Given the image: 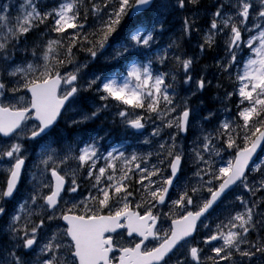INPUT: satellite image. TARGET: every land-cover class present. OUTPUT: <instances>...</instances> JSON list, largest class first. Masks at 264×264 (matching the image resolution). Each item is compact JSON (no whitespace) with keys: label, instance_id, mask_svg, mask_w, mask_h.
<instances>
[{"label":"snow or ice","instance_id":"1","mask_svg":"<svg viewBox=\"0 0 264 264\" xmlns=\"http://www.w3.org/2000/svg\"><path fill=\"white\" fill-rule=\"evenodd\" d=\"M199 5L0 0V264H264V0Z\"/></svg>","mask_w":264,"mask_h":264},{"label":"rangeland","instance_id":"2","mask_svg":"<svg viewBox=\"0 0 264 264\" xmlns=\"http://www.w3.org/2000/svg\"><path fill=\"white\" fill-rule=\"evenodd\" d=\"M214 1V0H213ZM158 3H163L164 0H157ZM205 19L203 20L205 23V30L207 29L209 22H210V16L208 15H204ZM165 19H166V23H165V34L164 36L161 38V42L164 44H167L169 41V38H177L176 37V32L180 33V30H177L176 26L174 25V23L179 22L180 20L178 18H176V15H171L170 18H168V14L165 13ZM179 26H181L182 24H177ZM193 34V33H192ZM221 47L223 46V42L221 40ZM196 52H198L196 55L199 56V49H196ZM222 55V53H221ZM201 58V57H200ZM200 58L198 59V61L200 60ZM198 63V62H197ZM216 67H212V66H208V67H203L201 68L202 71L206 70V74L207 76H210L213 78L214 73L216 74L215 76L218 77L219 74L217 72ZM197 72H200V69L196 68ZM212 80V86L211 88L206 91L201 97H192L193 100V106H199V107H213V108H220V101L217 99V95L219 93V95H223V92L225 91V88H227L228 90H231L232 84L231 82L227 79V77H219V82L223 83L224 87L223 88H216V84H217V80L215 79H211ZM205 95L206 98H208V101L205 100ZM196 100V101H195ZM201 104V105H200ZM233 111H235V108L233 106ZM87 125L89 126V129H98L100 130V134L103 135L105 130H109L111 129L114 133L118 130L116 129H112V125H111V116H107V118H105V115H102L100 119L96 120L95 122H89ZM86 125V126H87ZM61 127H63V123L61 124ZM88 128V127H87ZM70 131V130H69ZM194 139V136H190L189 140H188V144L189 146L191 145V140ZM4 173L0 172V180L4 179ZM82 190H83V186H82ZM167 210V209H165Z\"/></svg>","mask_w":264,"mask_h":264},{"label":"trees","instance_id":"3","mask_svg":"<svg viewBox=\"0 0 264 264\" xmlns=\"http://www.w3.org/2000/svg\"><path fill=\"white\" fill-rule=\"evenodd\" d=\"M214 3L213 0H200V5H199V13H198V19H197V24L199 25L200 29L203 31L205 30L206 26H205V23H204V19H205V14H206V10L209 9L211 7V5ZM196 6L195 5H189V8H195ZM171 15H168V18H170ZM176 18H178L180 21L177 22V23H174V25L176 27H178V29L181 28V26L179 27V25L177 24H182L183 22V17L182 16H176ZM202 31L201 32H196V31H193V34H192V37L191 39L189 40V38L187 36H185V45H184V50L187 51V53L189 55H192V54H197L198 52H196V44H197V41H201L202 42ZM178 34V33H177ZM180 36V33L179 35ZM85 54L84 53H80L79 54V57L82 58ZM217 55V51L216 50H209L203 57L200 58V60L198 61V63L196 64V68L200 69V72L201 74H206V70L205 71H202L201 68H205V67H215V60L213 59L215 56ZM99 67V65L97 66ZM216 70V69H215ZM87 71V69H86ZM207 75V74H206ZM216 74L214 73V76ZM213 76V77H214ZM209 79H214L210 76H208ZM217 80V79H215ZM207 95H205V100L208 101V98H206Z\"/></svg>","mask_w":264,"mask_h":264},{"label":"bare ground","instance_id":"4","mask_svg":"<svg viewBox=\"0 0 264 264\" xmlns=\"http://www.w3.org/2000/svg\"><path fill=\"white\" fill-rule=\"evenodd\" d=\"M196 101V100H195ZM201 105V104H200Z\"/></svg>","mask_w":264,"mask_h":264}]
</instances>
